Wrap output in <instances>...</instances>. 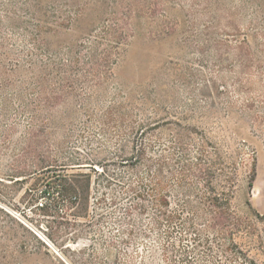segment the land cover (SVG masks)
Wrapping results in <instances>:
<instances>
[{"label":"rangeland","instance_id":"obj_1","mask_svg":"<svg viewBox=\"0 0 264 264\" xmlns=\"http://www.w3.org/2000/svg\"><path fill=\"white\" fill-rule=\"evenodd\" d=\"M92 2L88 30L112 13L130 26L118 60L97 75L86 59L67 64L88 54L80 43L88 38L62 33ZM56 17L68 21L46 26L47 44L35 43L38 22ZM1 39L9 68L36 69L0 73V264H164L150 203L128 214L125 186L138 187L132 163L144 160V146H153L145 158L158 156L149 139L167 123L241 149L249 165L235 207L251 204L264 239V0H0ZM55 174L75 176L87 193L89 181L90 194L57 199ZM173 243L176 260L188 258L189 240ZM240 244L249 264H264V247Z\"/></svg>","mask_w":264,"mask_h":264},{"label":"trees","instance_id":"obj_2","mask_svg":"<svg viewBox=\"0 0 264 264\" xmlns=\"http://www.w3.org/2000/svg\"><path fill=\"white\" fill-rule=\"evenodd\" d=\"M91 6L94 9L96 4L84 5L70 21L56 17L52 21L38 22L35 43L47 44L44 37L51 36L44 31L46 26L57 27L60 22L68 21L71 26L62 33L66 36L77 34L79 42L88 38L80 42L88 54L80 58L74 52L67 64L86 59L89 74L97 75L96 71L102 73L118 60L120 47L129 37L130 26L129 18L112 13L108 20L94 19L98 21V31L95 28L88 30L94 11ZM85 22H88L86 26ZM0 41V68L6 69L0 73L7 76L34 75L36 68L32 63L28 66L17 63L9 68L6 64L10 58L8 47L5 39ZM42 74L46 76L45 68ZM161 128L157 136L149 139L150 142H158L161 148L158 156L145 158L153 146H144L140 151L144 160L132 163L131 181L136 180L138 187L125 186V189L130 187L134 202L128 214L141 216L145 210L139 202L150 203L152 212L148 225L162 245L164 264H197L195 261L208 264L209 259L221 264L222 258L228 264H249L250 253L242 247L240 240L250 241L260 251V247H264V239L256 232L259 214H250L253 211L251 204L247 202V208L242 212L235 207L240 171L249 165L241 156V149L231 150L214 144L202 132L180 123H167ZM144 166L146 176L137 173L138 167ZM152 167H155L154 175L149 172ZM49 179V187L55 191L57 199L72 198L80 202L85 194H90L89 181L87 193L79 188L75 176L55 174ZM44 209L46 207H42ZM176 239L191 243L190 248L184 249L188 258L182 261L176 260L179 252L173 245Z\"/></svg>","mask_w":264,"mask_h":264},{"label":"built area","instance_id":"obj_3","mask_svg":"<svg viewBox=\"0 0 264 264\" xmlns=\"http://www.w3.org/2000/svg\"><path fill=\"white\" fill-rule=\"evenodd\" d=\"M41 207H43V204H40Z\"/></svg>","mask_w":264,"mask_h":264}]
</instances>
